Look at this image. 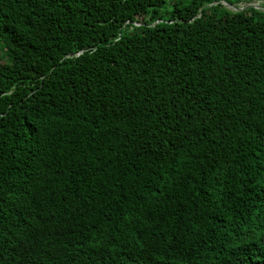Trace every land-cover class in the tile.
<instances>
[{
	"label": "trees",
	"instance_id": "1",
	"mask_svg": "<svg viewBox=\"0 0 264 264\" xmlns=\"http://www.w3.org/2000/svg\"><path fill=\"white\" fill-rule=\"evenodd\" d=\"M217 1L0 0V264H264V11Z\"/></svg>",
	"mask_w": 264,
	"mask_h": 264
},
{
	"label": "water",
	"instance_id": "2",
	"mask_svg": "<svg viewBox=\"0 0 264 264\" xmlns=\"http://www.w3.org/2000/svg\"><path fill=\"white\" fill-rule=\"evenodd\" d=\"M215 3H222L229 10H232L234 12H241V11L248 10L250 8H255V9L264 11L263 0H252L249 2L239 3V4H233V3L228 2L227 0H221V1L214 2L213 4Z\"/></svg>",
	"mask_w": 264,
	"mask_h": 264
}]
</instances>
